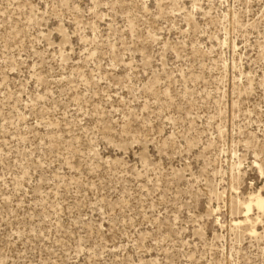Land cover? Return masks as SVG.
Returning <instances> with one entry per match:
<instances>
[{"label":"rangeland","instance_id":"obj_1","mask_svg":"<svg viewBox=\"0 0 264 264\" xmlns=\"http://www.w3.org/2000/svg\"><path fill=\"white\" fill-rule=\"evenodd\" d=\"M264 0H0V264H264Z\"/></svg>","mask_w":264,"mask_h":264},{"label":"bare ground","instance_id":"obj_2","mask_svg":"<svg viewBox=\"0 0 264 264\" xmlns=\"http://www.w3.org/2000/svg\"><path fill=\"white\" fill-rule=\"evenodd\" d=\"M257 206H258L260 209L264 210V202H263L262 200L258 199V201H257Z\"/></svg>","mask_w":264,"mask_h":264}]
</instances>
